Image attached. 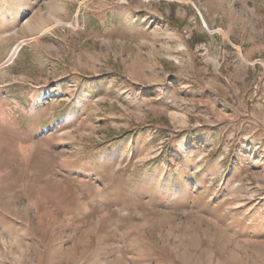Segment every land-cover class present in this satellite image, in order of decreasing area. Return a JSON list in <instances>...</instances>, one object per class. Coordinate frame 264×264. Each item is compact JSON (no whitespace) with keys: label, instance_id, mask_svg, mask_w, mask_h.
Returning <instances> with one entry per match:
<instances>
[{"label":"rangeland","instance_id":"rangeland-1","mask_svg":"<svg viewBox=\"0 0 264 264\" xmlns=\"http://www.w3.org/2000/svg\"><path fill=\"white\" fill-rule=\"evenodd\" d=\"M0 264H264V0H0Z\"/></svg>","mask_w":264,"mask_h":264},{"label":"bare ground","instance_id":"bare-ground-1","mask_svg":"<svg viewBox=\"0 0 264 264\" xmlns=\"http://www.w3.org/2000/svg\"><path fill=\"white\" fill-rule=\"evenodd\" d=\"M244 63V62H243ZM182 121L185 123L186 122V119L184 117H182Z\"/></svg>","mask_w":264,"mask_h":264}]
</instances>
